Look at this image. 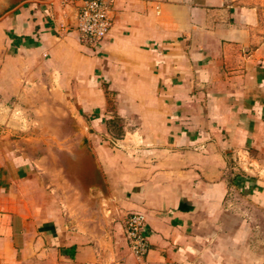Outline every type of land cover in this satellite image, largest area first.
<instances>
[{
    "label": "crops",
    "instance_id": "1",
    "mask_svg": "<svg viewBox=\"0 0 264 264\" xmlns=\"http://www.w3.org/2000/svg\"><path fill=\"white\" fill-rule=\"evenodd\" d=\"M81 5L0 0L3 99L73 116L0 138V264H264V0H115L96 47Z\"/></svg>",
    "mask_w": 264,
    "mask_h": 264
},
{
    "label": "built area",
    "instance_id": "2",
    "mask_svg": "<svg viewBox=\"0 0 264 264\" xmlns=\"http://www.w3.org/2000/svg\"><path fill=\"white\" fill-rule=\"evenodd\" d=\"M115 0H82L77 29L83 42L96 47L110 34L114 25ZM128 248L136 257L147 255L150 243L146 235V217L131 213L125 222Z\"/></svg>",
    "mask_w": 264,
    "mask_h": 264
},
{
    "label": "rangeland",
    "instance_id": "3",
    "mask_svg": "<svg viewBox=\"0 0 264 264\" xmlns=\"http://www.w3.org/2000/svg\"><path fill=\"white\" fill-rule=\"evenodd\" d=\"M56 101L55 94L27 93L23 96H13L8 100L3 99V95L0 94V138L9 130L17 134L30 133L31 121L32 123L40 121L36 129L43 131V134L61 132L66 129L65 126L60 127L56 120L60 117L72 119L73 116L68 111L60 114L53 106ZM114 132L120 133L119 125L114 127Z\"/></svg>",
    "mask_w": 264,
    "mask_h": 264
}]
</instances>
